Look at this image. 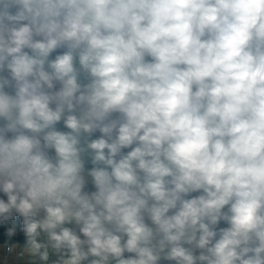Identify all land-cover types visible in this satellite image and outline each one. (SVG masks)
Masks as SVG:
<instances>
[{"label":"clouds","instance_id":"clouds-1","mask_svg":"<svg viewBox=\"0 0 264 264\" xmlns=\"http://www.w3.org/2000/svg\"><path fill=\"white\" fill-rule=\"evenodd\" d=\"M0 226L24 264H264V0H0Z\"/></svg>","mask_w":264,"mask_h":264},{"label":"crops","instance_id":"crops-1","mask_svg":"<svg viewBox=\"0 0 264 264\" xmlns=\"http://www.w3.org/2000/svg\"><path fill=\"white\" fill-rule=\"evenodd\" d=\"M0 264H24V261L18 258L16 251L9 253L0 246Z\"/></svg>","mask_w":264,"mask_h":264},{"label":"trees","instance_id":"trees-1","mask_svg":"<svg viewBox=\"0 0 264 264\" xmlns=\"http://www.w3.org/2000/svg\"><path fill=\"white\" fill-rule=\"evenodd\" d=\"M4 232H5L4 226H0V243L4 242V240L6 239V236L4 235ZM14 239H16L18 241L24 240L23 234H19Z\"/></svg>","mask_w":264,"mask_h":264},{"label":"built area","instance_id":"built-area-1","mask_svg":"<svg viewBox=\"0 0 264 264\" xmlns=\"http://www.w3.org/2000/svg\"><path fill=\"white\" fill-rule=\"evenodd\" d=\"M20 243H23V240L22 241H19ZM2 244H3V242H2ZM6 251V250H5ZM7 252V251H6ZM17 253V252H16Z\"/></svg>","mask_w":264,"mask_h":264}]
</instances>
